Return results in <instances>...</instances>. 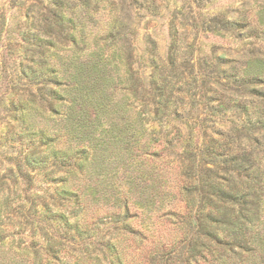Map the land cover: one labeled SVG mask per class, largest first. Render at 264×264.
Instances as JSON below:
<instances>
[{"label":"trees","instance_id":"16d2710c","mask_svg":"<svg viewBox=\"0 0 264 264\" xmlns=\"http://www.w3.org/2000/svg\"><path fill=\"white\" fill-rule=\"evenodd\" d=\"M246 4L184 12L180 25L174 12L168 50L149 40L139 53L135 17L140 9L160 14L157 0H18L27 10L24 76L35 87L13 116L24 115L25 164L58 176L52 200L66 212L51 216L61 212L71 238L85 241L78 214L88 203L131 202L179 234L159 241L154 264H264V6L247 13ZM7 25L1 9L0 39ZM189 26L197 29L192 40ZM206 31L231 45L194 58ZM23 198L0 187V264L71 256L65 237L41 232ZM96 247L116 248L110 240Z\"/></svg>","mask_w":264,"mask_h":264},{"label":"rangeland","instance_id":"374dc122","mask_svg":"<svg viewBox=\"0 0 264 264\" xmlns=\"http://www.w3.org/2000/svg\"><path fill=\"white\" fill-rule=\"evenodd\" d=\"M32 1L34 0H24L26 5ZM157 1L160 6L158 7L160 14L150 18L145 15L143 9H140V16L135 17L141 47L139 53H142L150 45L149 40L156 42L160 52L164 53L168 50L172 39L169 18L174 12L180 17L176 22L180 25L184 12L187 16L199 17L206 12L234 11L247 2L243 7L244 12L254 13L264 6V0H210L202 5L194 0ZM17 4L18 0H0V11L3 9L8 19L7 29L0 39V187L6 186L11 190L21 191V193L23 191L25 207L31 205L37 210L36 217H38V227L41 232L44 234L47 231L49 237H65L66 245L73 248V252H70L71 256L65 250L60 252V259L56 264H67L65 263L66 259L71 263L78 261L79 264H118L120 261L125 264H154L152 255L156 251L159 241L170 242L179 236L171 223L158 220L153 212L142 210L137 204L131 202L129 205L122 203L120 206L103 201L88 203L85 211L78 214L80 216L79 223L86 231V236L83 238L85 241L83 242L78 237L73 239L70 235L74 231L67 228L66 219L60 216L61 212H66V206H59L58 203L54 205L52 200L58 176L48 175L44 169H32L25 164L23 157L30 143L24 137V115L22 120L19 116L14 117V112L17 110L13 109L24 107V90L29 86H35L24 76L27 56L24 52L22 33H24V24L27 19L25 11L27 10L25 4L23 7ZM38 4L40 5V3ZM187 29V37L192 40L197 29L192 26ZM240 43L238 40L232 43L234 53L239 55L243 50ZM228 45H231L228 39L217 37L208 31L199 32L193 56L197 58L205 53L210 54L215 47ZM200 47L202 48L200 49ZM122 175L123 173L117 174L118 177H122ZM96 178V174L94 176L88 174L86 180L96 182ZM45 205H51V212L45 210ZM58 207L61 212H58L59 216L56 220L51 215ZM127 208H130V213L124 216ZM119 215L122 216L121 220H118ZM70 219L73 220L71 217ZM39 231L35 235L36 239L40 237ZM26 237L28 240L33 239L30 233L26 234ZM107 240L115 244V250L100 251L96 247L97 244ZM43 241L44 239L41 238L40 242L44 248L46 244H42ZM47 257L48 255L45 254L44 258ZM112 259L113 263H111Z\"/></svg>","mask_w":264,"mask_h":264}]
</instances>
